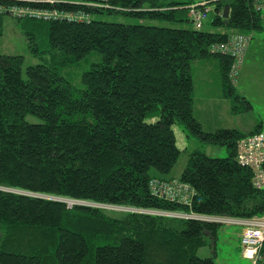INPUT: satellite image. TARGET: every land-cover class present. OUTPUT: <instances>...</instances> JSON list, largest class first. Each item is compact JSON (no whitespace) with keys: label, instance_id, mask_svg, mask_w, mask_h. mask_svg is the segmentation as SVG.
<instances>
[{"label":"trees","instance_id":"obj_1","mask_svg":"<svg viewBox=\"0 0 264 264\" xmlns=\"http://www.w3.org/2000/svg\"><path fill=\"white\" fill-rule=\"evenodd\" d=\"M191 2L104 0L106 8L54 7L178 23L190 22L184 7ZM224 7L226 24L220 18ZM214 12L211 24L229 33L90 16L83 23L10 18L42 26L46 43L40 49L33 33H23L28 51L39 59L24 67L23 76L22 56L0 53V264H214L196 251L213 248L222 223L131 210L115 217L97 206L67 207L57 197L235 218L264 213V187L252 185V171L238 163L235 145L261 128L205 131L192 112L193 62H215L216 70L209 67L216 91L231 100L232 109L238 99L242 109L250 106L228 79L231 57L209 48L231 34L248 35L250 41L264 23L250 0H220ZM91 50L100 61L82 72L81 88H75L59 68ZM27 114L40 121H26ZM174 123L226 151L223 157L197 149L187 155L176 178L193 190L188 204L158 197L148 185L150 178L174 177L158 175L170 171L179 153Z\"/></svg>","mask_w":264,"mask_h":264},{"label":"rangeland","instance_id":"obj_2","mask_svg":"<svg viewBox=\"0 0 264 264\" xmlns=\"http://www.w3.org/2000/svg\"><path fill=\"white\" fill-rule=\"evenodd\" d=\"M20 3H25L32 5L35 2L45 1V0H18ZM54 4H78L75 2L77 0H51ZM200 0H193V2L186 5L184 8L188 12V6L195 4ZM220 0H203L200 2H205L204 8H207L208 13L206 18L202 21L201 27L198 29L202 32H228L224 27L214 26L211 21L214 18V3ZM252 5V3H251ZM200 7V6H198ZM253 7V6H252ZM87 8V7H85ZM254 9V8H253ZM91 20L103 21L110 23H120L124 25L141 24L148 26H158L167 27L175 29H195L190 22H163L158 20L142 19L138 20L135 18H130L123 16L121 14L106 12L101 13H91L89 14ZM1 26H0V53L9 55H21L23 58L21 66V74L24 75L23 70L27 65H32L39 62L36 56H33L27 49L24 32H31L34 34L35 42L40 49L45 47L46 33L42 29V26H35L33 23L28 21H15L10 18L9 15H0ZM15 19V18H14ZM197 30V29H195ZM250 46L246 52L243 61H241L235 81L233 83V89L235 94L244 97L250 107L241 108L243 104L241 100H235V108H231V100L220 98L216 105L210 110V113L205 116L197 112L198 119L202 123L204 129H214L219 128H235L240 132H248L254 127L258 126L259 121H262V126L260 127L264 131V29L251 33ZM100 61V54L94 50L87 52L80 59L72 61L70 63L64 64L59 68L60 75L65 78L69 83H71L75 88H81L80 77L83 71L88 69L91 63ZM208 76L212 81L215 80L214 69L211 68ZM192 73L193 78L199 81L201 75V68L195 63H192ZM202 78V75H201ZM211 90L214 89L213 86L210 87ZM251 108V109H250ZM198 109V104L194 103L193 110L196 112ZM24 119L28 122H39L40 120L33 115L27 114ZM174 137L175 145L179 150L176 161L171 167L170 171L166 174H158L163 177L174 176L170 179L177 180L176 176L179 175L181 169L183 168L187 155L197 149L207 156L210 157H223L226 155L225 147L219 144L205 143L198 138L190 135L187 131L177 123L171 126ZM249 135V134H248ZM246 136V135H245ZM151 173H156L153 169H150ZM252 178V177H251ZM161 179V178H158ZM36 196H38L36 194ZM55 199V198H54ZM56 199L63 201L65 205L67 202L69 204H85L101 207L107 214L121 217L123 211H147L148 213L157 214L160 210L157 209H137L130 208L120 205L111 204H94L89 202H84L82 200L66 199L57 197ZM171 212V211H165ZM175 213V212H173ZM239 229L240 226H235V224L222 223L216 230V235L213 243V248L209 245H203L199 247L196 251V255L199 257H211L214 264H250V260L244 258L241 254V250L238 244L239 239Z\"/></svg>","mask_w":264,"mask_h":264},{"label":"built area","instance_id":"obj_3","mask_svg":"<svg viewBox=\"0 0 264 264\" xmlns=\"http://www.w3.org/2000/svg\"><path fill=\"white\" fill-rule=\"evenodd\" d=\"M104 0H83L78 2L82 7L87 8H106ZM203 1V0H200ZM198 1L188 6L187 17L195 29L201 27L202 21L208 13L204 8L205 2ZM254 10L258 13L264 23V0H250ZM32 3V5L20 3L18 0H0V15L7 14L13 18H32L42 21H73L88 22L89 15L81 11H69L55 8L51 0H45ZM47 5V7H44ZM42 6V8L40 7ZM200 6V7H198ZM249 36L242 34H231L224 42L212 44L209 48L210 53H217L231 57L232 62L228 71V79L233 84L235 81L237 69L243 59ZM236 159L240 165L246 166L252 171L251 182L255 188L264 187V131L256 132L243 136L236 140ZM149 189L151 192L162 198L171 201H178L184 204L189 203L193 195L191 187L180 180L150 178ZM67 202V207L71 206ZM132 208V207H130ZM143 212V211H137ZM148 213L144 211V213ZM157 214L172 215L186 218H195L205 221L237 224L240 225L238 244L241 254L250 260V264H264V251L260 248L264 242V213L261 216H252L249 218H235L221 215L197 214L193 212H165L159 211Z\"/></svg>","mask_w":264,"mask_h":264},{"label":"crops","instance_id":"obj_4","mask_svg":"<svg viewBox=\"0 0 264 264\" xmlns=\"http://www.w3.org/2000/svg\"><path fill=\"white\" fill-rule=\"evenodd\" d=\"M249 46H250V41H249V43H248V45L246 47V50H245V53H244L243 58L245 57L246 52H247ZM242 61H243V59H242ZM193 63H195V65L199 66L200 68L202 67L203 69H201L202 78H201V75H200L199 81H198V78H197V80H195L193 78V73H192L193 87H194V89H193L192 112H193V115H194L195 119L200 123L201 128L203 130H205V131H211L212 129H204L202 127V123H201L200 119H198L197 112H199L200 114H203V116H205V114L208 115L210 113V110H212L213 107L216 105V102H218V99L225 98V97H223L221 95L220 91H216V89H217V86H216L217 82L215 80L212 81L208 77L209 76V72L208 71L210 70V67H212L211 65L214 66L215 70L217 69L215 62L210 63L208 65L207 64L206 65L201 64V66L198 65V64H196L198 62H193ZM209 65H210V67H209ZM208 67H209V70L207 71ZM211 86L214 87L213 90L210 89ZM194 103H197L198 104V109L196 110V112H194V110H193ZM258 124H259L258 126L260 128L262 126V121L260 120ZM226 128H230V127H226ZM235 226H240V225L235 224ZM239 232H240V229H239Z\"/></svg>","mask_w":264,"mask_h":264},{"label":"water","instance_id":"obj_5","mask_svg":"<svg viewBox=\"0 0 264 264\" xmlns=\"http://www.w3.org/2000/svg\"><path fill=\"white\" fill-rule=\"evenodd\" d=\"M227 14H228V9H227V7H224L222 9V12H221V15H220V18H221L223 24H226Z\"/></svg>","mask_w":264,"mask_h":264}]
</instances>
